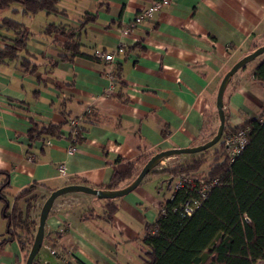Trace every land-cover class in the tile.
<instances>
[{"label": "crops", "instance_id": "1", "mask_svg": "<svg viewBox=\"0 0 264 264\" xmlns=\"http://www.w3.org/2000/svg\"><path fill=\"white\" fill-rule=\"evenodd\" d=\"M153 1L60 0L58 14L25 16L18 6L15 14L3 13L24 25L26 45L19 55L36 69L25 73L19 61L0 65V187L7 184L3 193L12 205L21 191L36 186L31 220L57 189L101 190L117 159L144 158L121 189L154 154L201 145L216 133L223 76L264 44V0H172L121 36L120 29ZM85 17L90 20L78 32ZM50 24L78 32L81 52L97 61H69L71 55L61 48L65 38L44 33ZM103 54H112L113 61L105 62ZM262 55L230 78L223 94L224 128L241 126L264 107V85L252 76ZM106 72L119 73L111 94H106ZM90 110L95 115L86 119ZM68 119H78L83 129L72 155L67 154L66 124L58 138L29 142L31 122L41 126ZM59 164H64L63 176ZM167 180L155 167L132 192L112 199L117 210L111 222L102 216L106 200L82 193L56 198L32 264H71L73 258L85 264H143L144 227L170 195L161 190ZM3 206L0 200V242L6 238ZM18 207L25 209L24 200ZM89 211L102 219L82 221ZM27 254L16 241L2 244L0 264H24Z\"/></svg>", "mask_w": 264, "mask_h": 264}, {"label": "trees", "instance_id": "2", "mask_svg": "<svg viewBox=\"0 0 264 264\" xmlns=\"http://www.w3.org/2000/svg\"><path fill=\"white\" fill-rule=\"evenodd\" d=\"M60 0H0V42L7 43L0 47V65L19 61L25 73H34L36 66L28 58L20 57L19 52L25 50V28L18 21L3 16L4 12L17 13L15 6L25 16H32L39 12L58 14ZM90 19L85 17L78 32L84 28ZM65 26L47 25L44 33L60 34L65 38L61 48L71 56L97 61L95 56L86 55L80 50L79 34ZM77 33V34H76ZM256 49V48H255ZM27 55V54H26ZM32 57V56H30ZM34 59V58H33ZM119 81V73H113ZM253 79L264 85V57L257 64L252 73ZM64 115V112H62ZM94 112L90 110L85 116L92 119ZM264 107L255 117L247 118L241 126L224 128L225 135L248 128V144L236 157L233 163L228 164L225 152L223 159L213 160L208 172V179L218 178L219 183L211 188L201 206L189 217L179 212L181 205L192 192L179 190L169 192L168 198H163L162 206L155 220L146 224L141 238L143 248V264H255L264 262ZM70 119L59 124L36 125L31 122L27 133L29 142L60 136L62 127L69 124ZM76 143L82 138L83 129L79 121L76 128ZM215 134H212L211 138ZM70 137V136H69ZM68 137V138H69ZM223 144V142H222ZM225 150V149H224ZM144 161L138 157L133 161L117 159L113 167L110 181L102 186L101 190H117L120 185L130 181L137 173V165ZM201 162L191 159L181 166L161 173L181 174L196 170ZM3 175L0 172V176ZM0 187V200L3 202V217L6 220L5 239L0 245L16 241L21 251H29L33 242L37 222L31 220L35 210L37 196L35 187L30 186L21 191L9 204ZM24 200V210L18 207V202ZM103 219L111 222L117 206L112 200H106ZM102 219L98 214L89 211L81 216V220ZM217 230V235L207 247L201 251V246L209 233ZM201 251L200 255H195ZM71 264H85L78 258H73Z\"/></svg>", "mask_w": 264, "mask_h": 264}, {"label": "water", "instance_id": "3", "mask_svg": "<svg viewBox=\"0 0 264 264\" xmlns=\"http://www.w3.org/2000/svg\"><path fill=\"white\" fill-rule=\"evenodd\" d=\"M263 53H264V44L256 48L255 50H253L251 53L242 57L223 76L219 84L218 90H217L216 103H215L219 124H218V128L216 130L215 135L209 141L201 145L191 147V148L173 149V150H168V151L159 152V153L154 154L145 162V164L142 166V168L140 169V171L138 172L134 180L128 186L121 188V189L99 190V189H93V188L83 186V185H68V186H64L60 189H57L51 192L39 210L37 227H36V231L33 237V242L30 246V249L28 251L24 264H32L36 254L38 253V251L40 250L42 246L43 237H44V225L46 222V218L56 198L62 195H65V194H70V193L87 194V195H91V196L96 197L97 199H102V200H112V199L123 197L127 195L128 193L132 192L140 184L142 179L149 172H151V170H153L156 167L157 163L161 159L165 157H170V156L191 155V154L199 153V152L209 149L210 147L218 143L223 135V131L225 127V116L223 112V94H224L227 84L230 78L239 69L244 67L247 63L251 62L255 58L261 56Z\"/></svg>", "mask_w": 264, "mask_h": 264}, {"label": "built area", "instance_id": "4", "mask_svg": "<svg viewBox=\"0 0 264 264\" xmlns=\"http://www.w3.org/2000/svg\"><path fill=\"white\" fill-rule=\"evenodd\" d=\"M172 0H154L149 4L148 7L141 9L137 14L134 16L133 20L124 28L120 29L121 36H127L130 31L135 28L138 24L143 22L144 20L150 18L155 12L161 10L163 7L168 6ZM121 51V49H119ZM103 60L107 63H111L114 59L112 54H103L101 56ZM105 76L109 79L110 85L107 89L106 94H111L114 89L115 84V77L112 72H106ZM264 120V117L262 118ZM79 120L78 119H70L69 127V146L67 148V154L72 155L76 150V135H77V126ZM248 132L249 129H241L234 133L225 135L222 139L223 147L226 151V157L228 160V164L233 163L236 157L245 149L248 144ZM57 171L59 175L65 174V167L64 164H59L57 167ZM167 185L161 188V190H171L179 191V190H188L191 191V196L186 199V201L181 205L179 212L182 216L189 217L191 216L203 203L206 199L208 193L210 192L211 188L219 183L218 178L214 179H206V178H188L185 176H178L173 180L167 181ZM160 211L163 213V208H160ZM51 254L54 252L51 250Z\"/></svg>", "mask_w": 264, "mask_h": 264}, {"label": "rangeland", "instance_id": "5", "mask_svg": "<svg viewBox=\"0 0 264 264\" xmlns=\"http://www.w3.org/2000/svg\"><path fill=\"white\" fill-rule=\"evenodd\" d=\"M17 19H21L20 16L17 17ZM264 57V53L262 55V58ZM256 59L253 60L252 62L249 63L248 66H251V64L256 63ZM226 154V151L224 150L223 144L221 142V139L219 140L218 143H216L214 146L210 147L207 150H204L202 152L199 153H195V154H191V155H179V156H170V157H165L163 159H161L156 167L160 169V171H168L173 169L176 166H181L184 165L185 163L189 162L191 159H196L199 160L201 162V165L198 169L196 170H192L189 171L188 173H181V174H165V177L168 179L167 181L173 180L178 176H185L188 178H193V177H197V178H206L208 179V172L209 169L211 168L212 164H213V160L215 158H218L219 161H221L223 159L222 153ZM167 181H165L164 183V188L167 185ZM165 191V190H164ZM39 214V213H38ZM38 221V217L36 222ZM217 230L213 229L209 235L206 237V239L204 240V242L202 243V248L201 251H204L207 249V247L210 245V243L213 241V239L215 238V236L217 235ZM201 251L197 252L195 255H200ZM255 264H264L263 261H258Z\"/></svg>", "mask_w": 264, "mask_h": 264}]
</instances>
